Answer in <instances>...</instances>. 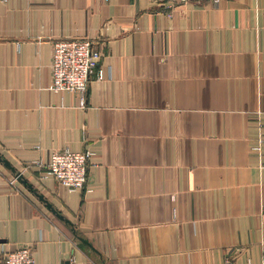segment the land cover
Instances as JSON below:
<instances>
[{"label":"crops","instance_id":"0c3cea01","mask_svg":"<svg viewBox=\"0 0 264 264\" xmlns=\"http://www.w3.org/2000/svg\"><path fill=\"white\" fill-rule=\"evenodd\" d=\"M103 76L51 87V40ZM89 147L86 185L34 161ZM259 146V147H256ZM0 264H255L264 247V0H0Z\"/></svg>","mask_w":264,"mask_h":264},{"label":"built area","instance_id":"2783aa9c","mask_svg":"<svg viewBox=\"0 0 264 264\" xmlns=\"http://www.w3.org/2000/svg\"><path fill=\"white\" fill-rule=\"evenodd\" d=\"M211 1L218 5L220 0ZM51 51V87L75 90L83 103L89 77L92 74H95L96 78L102 77L104 73L98 63L100 52L94 46L93 39L86 36L54 38L51 40ZM92 153L89 147L74 149L63 146L53 149L47 162L38 158L34 163L46 168L44 176H54L68 189H90V186L86 185V172ZM261 252L260 261L255 264H264V247ZM2 259L3 264H34L33 244L26 242L4 249Z\"/></svg>","mask_w":264,"mask_h":264},{"label":"water","instance_id":"95a60500","mask_svg":"<svg viewBox=\"0 0 264 264\" xmlns=\"http://www.w3.org/2000/svg\"><path fill=\"white\" fill-rule=\"evenodd\" d=\"M0 159L3 160V162L6 164H8L11 168H13L16 171V175L19 179H23V181L29 185V187H31L32 190L35 191L36 194H38L47 204V206L51 209V211L53 213H55L58 217H60L61 219H63L64 221L68 222L69 224H71V220H69L67 217H65L60 210L56 209L55 206L52 205L51 201L45 196V194H43V192L41 191H37L36 187L34 186L32 181H29L28 179L25 178L24 174L22 171L17 170V168L10 162V160L6 157H2L0 154ZM72 225V224H71ZM73 231L75 233V235L81 240L83 241L85 244H89L92 248V242L88 239V237L78 233L74 227V225H72ZM65 264H68V261H66Z\"/></svg>","mask_w":264,"mask_h":264}]
</instances>
